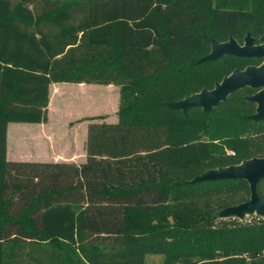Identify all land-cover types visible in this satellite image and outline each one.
Segmentation results:
<instances>
[{"label": "trees", "instance_id": "16d2710c", "mask_svg": "<svg viewBox=\"0 0 264 264\" xmlns=\"http://www.w3.org/2000/svg\"><path fill=\"white\" fill-rule=\"evenodd\" d=\"M261 44L264 0H0V264H248L264 218L214 211L248 182L193 180L264 157L242 89L211 113L169 104L263 60H203L212 41ZM56 83L119 87L118 121L89 118L87 161L12 162L10 123L48 121ZM264 202V180L257 186Z\"/></svg>", "mask_w": 264, "mask_h": 264}, {"label": "water", "instance_id": "95a60500", "mask_svg": "<svg viewBox=\"0 0 264 264\" xmlns=\"http://www.w3.org/2000/svg\"><path fill=\"white\" fill-rule=\"evenodd\" d=\"M261 44H256L255 39L247 35L244 44L230 39L225 43L212 41L211 53L203 60H218L223 57H235L263 60L260 66H249L245 70L237 69L218 83L213 90H203L183 100L169 104L170 107L188 112L193 109H202L205 113H211L215 108L228 99L234 93L250 88L257 92L247 97L249 102L257 105V113L251 119L264 120V35ZM225 180H244L250 186V200L235 207L227 208V212L236 217L264 212V202L257 193L258 184L264 180V157L246 160L240 165L217 170H210L196 177L193 182H216Z\"/></svg>", "mask_w": 264, "mask_h": 264}, {"label": "crops", "instance_id": "0c3cea01", "mask_svg": "<svg viewBox=\"0 0 264 264\" xmlns=\"http://www.w3.org/2000/svg\"><path fill=\"white\" fill-rule=\"evenodd\" d=\"M59 83L50 86V102L49 115L46 123L34 124L33 127H26L25 130L29 133L27 144L28 149L23 153L17 149L15 142L12 141L9 152L7 142V158L12 157V162H30V163H66L80 166L87 161L86 143L88 137L89 118L96 116H107L108 113L86 114L79 117L59 118L60 111H57L54 98L63 89H59ZM90 85V84H89ZM109 85L108 88H110ZM78 88L85 90L86 95L92 92L87 84H78ZM120 97V94H119ZM60 107V106H59ZM119 109V104L116 109V114ZM54 114V116H52ZM55 117V118H54ZM108 121V120H107ZM118 117L109 120L108 122H117ZM9 127V126H8ZM17 127L15 130H19ZM15 131V132H17ZM18 133V132H17ZM8 141V140H7ZM69 144L70 147H60L59 145Z\"/></svg>", "mask_w": 264, "mask_h": 264}, {"label": "rangeland", "instance_id": "374dc122", "mask_svg": "<svg viewBox=\"0 0 264 264\" xmlns=\"http://www.w3.org/2000/svg\"><path fill=\"white\" fill-rule=\"evenodd\" d=\"M92 92L90 95H86L85 90L78 88V84L71 83H59V89H63V92L54 98V102L57 105V111H60L58 115L61 119H68L73 117H79L86 114H98L108 113L106 120H111L116 117V109L119 104V87L117 86H104L96 84H87ZM60 106V107H59ZM54 116V114H52ZM55 118V117H54ZM34 124L29 123H10L8 127V149L10 152L12 141L15 142V146L21 152H25L29 145L27 144L30 137L29 133L25 130L26 127H33ZM19 127L17 131L15 128ZM17 131V132H15ZM60 147H70L69 144L59 145ZM13 160L12 157L8 158ZM214 215L217 216V220L212 222L211 228L215 229L222 222L228 219H238L241 223L247 224L252 217L264 218V212L254 213L251 215H242L236 217L227 212V209H221L218 212L214 211ZM146 264H164V257L162 255H148L146 258ZM248 264H264V254L258 257H249Z\"/></svg>", "mask_w": 264, "mask_h": 264}]
</instances>
